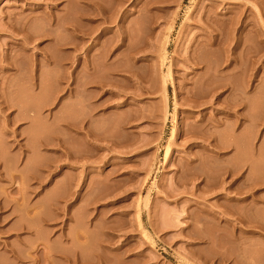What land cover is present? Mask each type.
Segmentation results:
<instances>
[{
	"label": "rangeland",
	"instance_id": "1",
	"mask_svg": "<svg viewBox=\"0 0 264 264\" xmlns=\"http://www.w3.org/2000/svg\"><path fill=\"white\" fill-rule=\"evenodd\" d=\"M79 1L0 0V264H96L97 262L99 264L100 262L101 264H264V227L259 228L264 226V0H98L99 2L94 0L96 4L101 2L102 6H106L105 8L109 7L108 11L103 8L107 13L101 16L107 18L109 14V18L114 17V21L99 17L100 14L97 18V15H94L97 22L101 20L99 18H102L101 21L105 19L111 22H102L101 26L97 27V31H94L91 37L95 36L96 41L99 37L100 41H92V44L90 39L84 44L79 37L83 33L72 31L75 28L71 27L72 24L78 22L82 25L81 21H85L79 19L84 9L82 7L80 10ZM81 3L84 2L81 0ZM213 5L218 6L217 11L211 9L214 8ZM102 6H97L100 8L99 11ZM209 9L216 11L219 18L210 15ZM205 10L209 11L206 14L213 20L215 17L216 20L220 19L219 23L224 20L222 22L226 27L229 26L228 29L233 28L236 31L235 33L231 29L234 37L237 31L242 34H240L241 44L238 51L232 50L235 39L232 41L231 36L229 38L231 40L225 39V43L231 41L233 43L231 42V47L226 43L229 46L227 50L224 44L222 47L224 50L221 48L223 53L220 52V47L213 46L214 49L218 47L219 51H215L217 55L218 52L224 55L223 57L219 55L222 60L228 58L227 62L225 60L224 65L222 64L224 68L230 66L227 67L229 72L226 68L224 72L225 75L228 73V85L224 88L223 99L227 96L230 105L231 100L235 102L234 98L239 93L238 88L242 90L240 92L242 94L239 93L240 95L237 96L238 100L242 98L240 100L242 102L237 100L238 103H242V106L238 104L241 108L227 106L228 104L224 103L228 108L233 106L231 109L235 112L230 108H224V112H220L217 104L212 105L213 109L211 104L199 108L182 104V101L185 102L184 97L187 92L192 90L193 80L196 79L194 77H197L195 82L199 83L201 76L199 72L202 70V73L205 72L204 66H208L204 64L207 61H203L202 56L199 61L197 59V56L204 54L202 48H205V52L211 49L210 47L206 50L202 45L201 48L199 47L200 36L210 31L209 26L208 29H204L205 26L199 24L200 20L204 24L206 22L201 19L202 16L205 19ZM80 11L81 15H79ZM220 11H223V15L219 16ZM124 19L127 22H124ZM212 19L209 24L217 23ZM232 19L238 20V22L235 20L237 26L232 27L235 21L227 24L231 23L229 20ZM12 21L16 27L12 25ZM87 23L88 26L92 24ZM75 25L80 27L79 24ZM120 25L123 26L122 28L127 27L124 28L125 32ZM226 27L223 26L225 31ZM228 29L227 31L231 33ZM116 30H118L117 34L122 35L114 34ZM230 33L224 35L227 34L228 38ZM109 34L116 37L114 40L110 38L113 43H108ZM26 35L31 36L30 41L25 39L29 37L24 38ZM117 36L120 39L123 37V41L117 40ZM103 37L105 39L108 37V40ZM195 37L198 40H195ZM206 38L203 36L201 39L206 41L208 40ZM193 39L198 41V44L192 45ZM102 41H107L108 49L111 44L110 47L113 48L111 50L118 52L108 54L111 50L105 49V45L101 44ZM119 42L126 43V47L122 46L124 43L118 47ZM72 43L76 44V47L72 46ZM114 43L115 46L112 45ZM191 45L195 48L199 47L200 51L198 49L196 51L198 50L200 55L198 51L194 52L195 48L192 50ZM190 47L193 51L191 55L188 53L191 51ZM125 48L127 51L122 54ZM225 50L229 51L227 52L229 55L224 53ZM119 52H122L121 55ZM210 52H208L209 56L215 53L210 55ZM235 52L237 55L233 54ZM115 53L119 54L115 55ZM93 54L95 56L92 58ZM106 54H108L107 58ZM205 54L204 59L209 57L207 53ZM85 55L87 60L88 57H91L89 60L91 59L92 62L94 59L96 62L94 66H97V71L95 70L94 73L91 69L89 76H86ZM215 56L216 54L214 58ZM187 58L204 62L201 64L203 67L198 63L195 65L191 60L192 66ZM210 58L212 60L214 58L212 56L208 58L212 62ZM235 62H239L237 66L239 70L234 67ZM230 63H233V70ZM71 64H73L71 68L66 66ZM211 64L213 65L210 63L209 67L212 66ZM122 65L124 68L127 67L124 70L129 72H126L127 77L124 76L126 75L123 74L124 71L119 73ZM116 67L119 68L118 71L115 70ZM83 68L86 69L85 74L82 72ZM67 69L74 73H67L69 71ZM107 71L111 73L110 76L104 74ZM192 72H195L196 76H191ZM234 72L238 74L235 75ZM90 74L99 78L101 82L104 80L100 79L103 74L105 78L107 75L108 81L116 77L115 79H120L119 84L116 81L114 83L109 81L113 88L108 86L110 85L108 81L103 82L105 83L103 88L88 84L87 92H84L81 83L85 77L94 79ZM188 74L190 80L187 79ZM64 80L73 86L71 87L69 83L64 86ZM190 84L191 87L188 89ZM200 84H196L197 88L194 86L193 89L198 90ZM166 85L169 86L168 92L164 91ZM233 85L238 87L237 90ZM231 86L236 90L235 94ZM65 89L69 91L65 92ZM110 89L112 92L109 91ZM201 89L204 91L203 88ZM71 90L78 93L75 91L73 93ZM68 93L72 94L71 97ZM108 93L109 96L116 94V96L112 95L114 100L112 96L109 99ZM67 95L70 99L76 95L72 101H69L72 103L71 113L67 112L70 110L67 109V105L66 111L64 110L65 104L69 103H67ZM88 96L89 98L92 96L93 100L85 98ZM106 98H108L107 102L102 100ZM108 100L113 102L107 104ZM90 101H92L91 108L94 103L98 104V101L104 102L101 103L102 105L105 103L107 105L102 107L100 104L95 108L96 110H91V113L95 114L92 115L87 106ZM83 106L84 108L81 109ZM85 110L91 118H95L94 120L87 118L85 125L90 124L95 134L106 132L107 135L103 133V136L100 134L97 138L98 136L93 135L92 131L91 135L96 138L91 140V135L82 131L84 123L82 125L79 119L84 115ZM191 110L195 112L192 113ZM226 110L231 111L229 115ZM236 111L241 112L242 116L239 117L241 119L235 118L236 115L239 116V112L234 115ZM66 112L71 117H66L68 121L74 122H72L73 127L71 122H65V118L62 120L67 115ZM86 113L85 116L90 117ZM220 113L224 116L219 115ZM218 115L222 116L218 119L222 124L217 123ZM190 116L195 119L194 123H190H197L195 127L199 129L204 123L208 124V118L213 117L209 122V125L215 124L209 126L211 130L214 127V131L215 126L217 128L220 126L217 130L223 131L222 139L223 142L226 140V145L236 143L239 138L238 150L236 144L228 147V150L226 148L222 153L217 152L212 143L215 141L214 138L210 139L212 141L207 140L211 144L206 143L204 137L202 138L203 135L200 137L206 142L199 140L198 135H201V131L195 130L198 135L197 132L192 131L195 127L193 124L189 126L191 124L187 119H192ZM233 117L238 120L236 124L234 123L237 129L236 126L233 127L232 123L235 122V119L232 120ZM205 119L206 122L203 121L202 124V120ZM77 121L83 127L79 126ZM198 121L201 126L198 125ZM186 124H189V128H193L191 131L195 133L196 140L191 136L192 132L187 134L188 139L187 135H183L186 132L184 133L182 128L187 126ZM77 126L82 129H77L79 128ZM188 126L185 129H188ZM64 127L66 132L72 130L71 134L76 132L77 134L73 135L74 137L66 134L70 138L65 140ZM176 129L175 134L178 136L174 135V138H177L173 141L172 137L170 140L172 130ZM233 129L240 135L236 137V141L233 140L236 136ZM81 131L85 132V135ZM111 132L116 133L118 137L116 135L115 139V135L113 136ZM214 134L216 135V131ZM80 135H83L84 139L90 136L87 139L90 142L83 140ZM218 135L216 138L220 139L222 136ZM61 138L66 141L65 146L62 145L64 140L62 141ZM58 141H61L59 144L63 147L76 150L73 152L76 155L67 158L70 153L68 154L64 148L62 150ZM89 144L97 147H90ZM53 145L58 147L56 146L55 149ZM166 146L167 149L170 146L169 150H172L168 157L165 155ZM80 148H92L91 150L95 152L93 154H96H92L90 157L92 160H86L82 156L83 160H80L82 166L78 161L79 153L89 151ZM59 149L62 150L63 155L66 154L65 158ZM72 149L69 148L68 152L72 153ZM211 150L214 151L212 155L215 153L214 155L219 156L217 158L223 157L222 160L225 158L223 160L225 163L216 164L212 159L215 157L211 155ZM192 152H202L203 154H198L200 158L208 152L205 153L207 158H202L204 166L211 155L209 161L213 168L211 173L213 172L214 175L215 171L217 173L221 170V166L217 170L219 165H225L224 170L226 168L228 172L223 175L224 181L220 176L224 170L218 172L219 185L223 182L224 188L216 186L219 181L218 176L211 174L212 179L208 176L209 167V173L206 171L207 177L212 181L214 179L213 182L211 181L214 186L210 184L207 186L210 188L212 185L210 189L207 188L206 191L202 189L204 186H202V178L205 181L203 184L208 180L205 174L204 176L199 174L202 175L201 177L198 175L199 170L203 169L202 160L199 161L200 158H197L198 164H202L197 166L196 154ZM59 156L63 157V161L62 158L59 161ZM66 158L67 160L72 158L69 161L77 158L74 160L80 164L77 165L75 161L76 165L72 161H65ZM186 159L194 162L186 163ZM53 162H57L58 166L62 167L59 168L57 163ZM52 164L56 165L57 169ZM186 164L196 166L189 169L192 172L197 171L194 175L200 177V182L196 180V176L192 177L194 172L186 174L190 171ZM207 165L210 166L209 162ZM49 168L52 171L55 168V173ZM215 180H217L216 184H214ZM250 180L262 184L256 185L257 187L252 186V190L249 188V193L246 189L248 182L251 183ZM237 185L245 186L243 188L245 192L241 190L240 193ZM251 192H254L255 196ZM69 194H71L70 198Z\"/></svg>",
	"mask_w": 264,
	"mask_h": 264
},
{
	"label": "bare ground",
	"instance_id": "2",
	"mask_svg": "<svg viewBox=\"0 0 264 264\" xmlns=\"http://www.w3.org/2000/svg\"><path fill=\"white\" fill-rule=\"evenodd\" d=\"M82 1H83L84 3H81V0L79 1V2H80V5H81L80 10H82V7H84V9L82 10V15H81V11L79 12V13H80L79 15L82 16V17L80 16L81 18H79V19H81V20L83 19V20H85V21H87V22H90V23H92V24H91L90 26H88L89 23H87V22H85V21H81V22H83V23H86V25L83 24V23H81L82 25H80V23L77 22V23H74V24H79V26H80V27L82 26V27H81V28H80V27H76V25L74 26V24H72L71 27H75V28H74V29L71 28V30L73 29V30H72L73 32H76V31H77V33H83V34H81L82 36H79V37H81L80 39L84 42V44H85V42L88 41L89 39H90L91 44H92V41H96V40H95V38H94V37H95L94 35H93L94 37H91V36H92L91 34H92L94 31H95V32L97 31V30H96L97 27H100L102 22H103V23H107V21L111 19V18H109V17H110L109 14H108L107 18H106V17H103V16H105V13H107V11H108L107 8H109V7L105 8L106 6H104V5L102 6L101 2H100V3H97V4H99V5H97L96 2H95L94 0H82ZM96 1L99 2L98 0H96ZM217 2H218V1H217ZM82 4H85V6L82 5ZM221 4L223 5V3H221ZM216 5H220V4H216ZM97 6H102V9H101L102 11L100 10L101 12H103L102 14H101L100 11L98 10V9H100V8L97 7ZM213 6H214V5H213ZM211 7H212V6H211ZM216 7L218 8V6H216ZM216 7L214 6V8H211V9H215V10L217 11V8H216ZM103 8L106 9L107 11L105 10V11H106V12H105V11L103 10ZM211 9H209L210 12L214 11V10L211 11ZM206 10H207V9H206ZM206 10H205V11H206ZM111 11H112V10H111ZM209 11H206V12L204 13V16H205V15L207 16V17L205 16V19H204V17H203L202 15H201L202 18L200 17L201 19H203L204 22H205V20H206V22H205V24H204V23H202V20H200V23H199V24H200V25L203 24V26H205L204 29L207 28V26H209L210 31H208V30H207L208 28H207V29H206V30L208 31L207 34L203 35L204 38H206L205 36L207 35L208 37H207L206 39H208V40L205 39L206 41H204V40L201 39V38H203V36H202V37L200 36V42L202 41V44H200V42H199V47L202 45V46H205V47H206V50H209L210 47H211V49H210L209 51L205 52V50H204L205 48H202V49H203L202 52H204V54L207 53V55H208V54H209L208 52L211 51V52H210V55H211L213 52H215V51H216V52L219 51V50H217L218 47H220V52H221L222 49H223L222 47H224V44L226 45V50H227V48H228L229 46L231 47L230 44L233 43V42H232V41H234L233 39H235V44H233L232 50L236 51L238 48H240V44H241V43H240V42H241V40H240V36H241L242 34L240 33V34H241V35H240V34L238 33V31H237V34H235V37H234L233 34H232V31L234 32L235 30H233V28H231V27H230V29H228L229 26L227 25V27H226V24H225L224 22H222V21H224V20H222V19H221L222 21H220V23H219L218 21H219L220 19H218L219 17L216 15V14H217L216 11H214V12H212V13H210ZM218 11H219V9H218ZM98 12H99V13H98ZM208 12H209L210 15H211V14H213L214 16L216 15V17H218V18H217L218 20H216V17L214 18V16H213V18H214V20H213V19L210 17V15L206 14V13H208ZM220 12H221V13H220ZM220 12H219V16H220V14H222L223 11H220ZM226 12H227V10H226ZM125 13H127V12H125ZM214 13H215V14H214ZM227 13H228V12H227ZM99 14H100V16H99ZM103 14H104V15H103ZM202 14H203V13H202ZM225 14H226V13H225ZM225 14H224V15H225ZM94 15H95V16L97 15L96 18L99 16V17H103V18L108 19V20L106 21L105 19H103V21H101L102 18H99V19H101V20H100L101 22L98 21V22H100V23H98L97 20L94 18ZM101 15H103V16H101ZM111 15L113 16V14H111ZM124 15H125V14H124ZM222 15H223V14H222ZM112 16H111V17H112ZM78 17H79V16H78ZM113 18H114V17H113ZM113 18L111 19V21L113 20ZM123 18H124V16H123ZM123 18H122V19H123ZM206 18H207V19H206ZM99 19H98V20H99ZM211 19H212V21L217 22L221 27H220L219 25H216L217 23H213V22H212V23H213L214 25H216V26H214L213 24H209V23H211V22H209V21H211ZM215 20H216V21H215ZM235 20L238 22L237 19H232V21L229 20V22H231V23H227V22H226V23H227V24H232V23H234ZM104 21H106V22H104ZM111 21H108V22H111ZM113 21H114V20H113ZM125 21H126V20L124 19V22H125ZM128 21H129V20H128ZM236 21H235V22H236ZM16 22H17V21H16ZM120 22H123V21H120ZM124 22H123V23H124ZM126 22H127V21H126ZM221 22H222V23H221ZM237 22H236V23H237ZM93 23H95V24H93ZM206 23L209 24V25H206ZM236 23L232 24V27H233V25H236V26H237L238 23H237V24H236ZM13 24H14V23H13V21H12V25H13ZM221 24H222V25L224 24L225 27H226L228 30H230V31H231V29H232L231 33L228 32L227 29H226V31H225V29L223 28L224 25L222 26ZM14 25H15V24H14ZM122 25H123V24H122ZM122 25H120V26H121L120 28H121L122 30H124V32H125V30L127 29V27H126L127 25L124 24V25H126V26L124 27V28H126V29L122 28V27L124 26V25H123V26H122ZM200 25H199V26H200ZM77 26H78V25H77ZM13 27H14V26H13ZM15 27H16V25H15ZM88 27H89L90 29H89ZM104 28H105V27H104ZM113 28H114V27H113ZM113 28H112V29H113ZM221 29H222L224 32H223ZM234 29H235V27H234ZM113 30L115 31V29H113ZM118 30H119V29H118ZM118 30H116V32H114V34L116 33V35H119V34H117V31H118ZM201 30H202V28H201ZM206 30H204V31H206ZM236 30H237V29H236ZM240 30H241V29H240ZM79 31H80V32H79ZM119 31H120V30H119ZM204 31H202V32H204ZM73 32H72V34H75V33H73ZM120 32H121V31H120ZM120 32H119V33H120ZM222 32H223V33H222ZM104 33H106L105 30H104ZM107 33H108V32H107ZM121 33H122V32H121ZM199 33H200V32H199ZM225 33H230V34L228 35V36H229L228 38H227V34L224 35ZM235 33H236V31H235ZM93 34H94V33H93ZM97 34L99 35V33H97ZM122 34H123V33H122ZM122 34H120V35H122ZM103 35H104V34H103ZM116 35H115V36H116ZM120 35H119V36H120ZM200 35H201V34H200ZM76 36H78V34H76ZM104 36H105V35H104ZM224 36H226V37H224ZM230 36H231V38H232V41H231L232 43H231L230 41H229L230 43L226 42V43H228V45H229V46H228V45L225 43V39L231 40V39H229ZM25 37H29V38H25ZM108 37H109V39H110V38H111V39L113 38V40L116 38V37L114 38V37H113L112 35H110V34H109ZM108 37H107V38H108ZM123 37H125V36L123 35ZM123 37H122V38H123ZM197 37H198V36H197ZM233 37H234V38H233ZM24 38L27 39V40L29 39L28 41H30L31 36H30V35H28V36L26 35V36H24ZM77 38H78V37H77ZM92 38H94V39L92 40ZM96 38H97V37H96ZM100 38H101V37H100ZM107 38L105 39V38L103 37V39H105V40H108ZM118 38H119V37L117 36V40H119L120 42L123 41L122 38H121V39H120V38L118 39ZM195 38H196V37H195ZM198 38H199V37H198ZM198 38H196L195 40H198ZM241 38H242V37H241ZM25 39H24V41H25ZM101 39H102V38H101ZM111 39L108 41V43H109V42H112ZM27 40H26V43H28ZM81 40H80V41H81ZM73 41H74V40H73ZM90 41H89L88 43H90ZM99 41H100V40H99V37H98V40H97L96 42H99ZM193 41H194V39H193ZM203 41H204V42H203ZM71 42H72V41H71ZM71 42H70V43H71ZM104 42H105V44H104ZM104 42L102 41L101 44L105 45V47H106V48L104 47L105 49H108V48H107L108 46H106V45H107V44H106L107 41H104ZM120 42H119V46H118V47H120L121 44L125 42V40H124V42H122L121 44H120ZM93 43H94V42H93ZM112 43H113V42H112ZM116 43H117V42H116ZM193 43H197V44H198V41H197V42H196V41L192 42V45H193ZM86 44H87V43H86ZM99 44H100V43H99ZM117 44H118V43H117ZM75 45H76V44H75ZM75 45L72 43V46L76 47ZM103 45H102V47H103ZM110 45H111V44H110ZM110 45H109V49H108V50H111V48H112V47H110ZM112 45L115 46V43L112 44ZM124 45H125V47H126V43H124L122 46L124 47ZM192 45H191V47H192ZM194 45H195V44H194ZM214 45H215V46H218V47L214 49V47H213ZM86 46H87V45H86ZM195 46H198V45H195ZM93 47H95V45H94ZM191 47H190V50H191ZM199 47H196V48H195V47H192V50L195 48V51H194V52H197L198 50L200 51V49H198ZM212 47H213V50H212ZM69 48H70V47H69ZM90 48H92V47H90ZM127 48H128V47H127ZM127 48H125L124 50H122L123 53H122V52H119L120 55H121V53H122V54H125L124 51H127V50H126ZM200 48H201V47H200ZM207 48H209V49H207ZM221 48H222V49H221ZM73 49H74V48H73ZM84 49H85V48H84ZM86 49H87V48H86ZM93 49H94V48H93ZM112 49H113V48H112ZM114 49H116V48H114ZM117 49H118V48H117ZM117 49H116V50H117ZM121 49H122V48H121ZM196 49H198V50L196 51ZM108 50H107V52H108ZM119 50H120V48H119ZM190 50H188V51H190ZM192 50H191V51H192ZM223 50H224V49H223ZM226 50H225L224 53L228 54L227 52H229V51L226 52ZM87 51H88V50H87ZM92 51H93V50H92ZM92 51H91V52H92ZM114 51H115V50H111V51H109L110 53H108V54H111V52L113 53ZM191 51H190V52H191ZM199 51H198V54H199ZM237 51H238V50H237ZM107 52H106V53H107ZM115 52H118V51H115ZM190 52H188L190 55L193 54V51H192L191 53H190ZM202 52H200V53H202ZM216 52L213 53V55H211V56L214 58V55L216 54V56H215L216 60H214L215 58H214L213 60L210 58V59L212 60V62L209 61V59H208L209 57H211V56H209V55H208L209 57H208V58H205V59H204V57H206V56H205L206 54H205V55H204V54H201V55L199 54L200 56H199V57L197 56L198 61H199V59L202 58V57H203V61H204V60H205V62L207 61L206 63L203 62L205 65H208L207 67L210 66V63H213L214 67H212V66H213L212 64H211L212 66L209 67V68H207V67L204 66L205 69H204V68H203V69H204L205 72H203V73H202L203 70L201 71V69H200L199 71H201V72H199V71L197 70V71L201 74L200 78H199V77H198V78H199L200 81L202 82L201 84H204L205 86H204V85H201V84H200V81H198L199 83H197V81L195 82V80L197 79V77H194V79L196 78L195 80H193V81H194V85H192V87H191V84H190V86L186 85V86L189 87V88H188V87H186V88L190 89V87H191L192 90H196V91H192V90H191V91H188V92H187L188 94L185 92L187 95H186V97H184L185 94L183 95V97H184V101H185V102L182 101V104H186V106H190V107H192V108H197V107H198V108H199V107H207V106L210 105V104H211V108H212V105H215V106H216V104H217V107L219 106V107H218V110H219L220 112H222V111L224 110V108H228L227 106H230V105H233L234 108H235V107H236V108H238V107L241 108L240 105H241L242 103L240 104V103L237 102V100H238V97H237V96L240 95V94H242V93H240V92H242V90H241L240 87L238 88L237 86H234V85H233V86L236 88V90H237V88L239 89V90H237V91H239V93H240V94L237 93L238 95L236 94V95H237V96H236L237 99L234 98L236 103L233 102V100H231L232 103H235V104H232L231 101H230V105H229V102H228L229 100H227V98H226L227 96H226V97L224 96V99H225V100H224L223 97H222L223 94H224V88L228 85V82H227V75H228V73H226V75L224 74V72H225V68L227 69V67H230V66H227V67L224 68V66H223V65H224L223 62H224L225 60H226V62H227L228 58H226V59L224 58V60H222V57H223L224 55L222 54V55H223V56H222V55L218 52V54L222 56V57L220 58V56L217 55ZM88 53H89V51H88ZM119 53H118V54H119ZM222 53H223V51H222ZM89 54H90V53H89ZM89 54H88V56H89ZM94 54H95V53H94ZM94 54H93L92 58L95 56ZM97 54H98V53H97ZM108 54H106V58H107ZM113 54H114V53H113ZM118 54L115 53V55H118ZM196 54H197V53H196ZM198 54H197V55H198ZM233 54H234V55H237L236 52L233 53ZM194 55H195V53H194ZM194 55H193V57H194ZM228 55H229V54H228ZM228 55H227V56H228ZM230 55H231V54H230ZM86 56H87V55H85V58H86L85 60H86V61H85L84 63H87V66H86L87 70H86L85 68H83L84 70H82V72L85 74V70H86V76H89L88 73L90 72L91 69H92V71H94V73H95V70L97 71V69H96L97 66H96V67L94 66V64L96 63V62H94V59H93V62H92L91 59L89 60V58H91V57H88V60H87V57H86ZM195 56H196V55H195ZM201 56H202V57H201ZM227 56L225 55V57H227ZM231 56H233V55H231ZM187 57H189V55H188ZM190 57H191V56H190ZM218 57H219V59H217ZM234 57H237V56H234ZM77 58H78L77 60H79V57H77ZM83 58H84V56H83ZM5 59L7 60L6 57H5ZM187 59L189 60V58H187ZM197 59H196V61H197ZM206 59H207V60H206ZM220 59H221V60H220ZM74 60H75V58H74ZM83 60H84V59H83ZM188 60H187V62H188ZM191 60L193 61V60H195V59H191V58H190V60H189V62H188V63H190L192 66H193V64H192L193 62H194V64H195V63H198V65H199V64H200V65L203 64L202 62H196V61L190 62ZM201 60H202V59H201ZM201 60H200V61H201ZM217 60H218V61H217ZM230 60H231V59H230ZM87 61H88V62H87ZM214 61H216V62L214 63ZM232 61H233V60H232ZM233 62H234V61H233ZM67 63L69 64V62H67ZM82 63H83V61H82ZM84 63H83V64H84ZM89 63H90V64H89ZM207 63H209V64H207ZM235 63H236V62H235ZM222 64H223V65H222ZM232 64H233V63H230L231 68H232V70H233V66H232ZM238 64H239V62L236 63V65H234V67H236L237 70H239V69H238L239 67H237V66H239ZM96 65H97V64H96ZM195 65H197V64H195ZM228 65H229V63H228ZM66 66H69V67L72 66V67H73V64H71V65H66ZM84 66H85V64H84ZM201 66H202V65H201ZM118 67H120V66H118ZM202 67H203V66H202ZM66 68H68V67H66ZM70 68H71V67H70ZM75 68H76V67H75ZM120 68H121V69L119 70V73H120V71L122 72V71H124V70L127 69V67L124 68L123 65H122ZM191 68H192V67H191ZM194 68H195V66H194ZM199 68H200V67H199ZM64 69H65V68H64ZM117 69H119V68L116 67L115 70H117ZM122 69H123V70H122ZM229 69H230V68H229ZM234 69H235V68H234ZM68 70H69V69H67V71H68ZM115 70H114V72H115ZM117 71H118V70H117ZM128 71H129V70H128ZM226 71L229 72L228 69H227ZM235 71H236V70H235ZM69 72L71 73L72 71L69 70L67 73H69ZM104 72H105V71H104ZM107 72H108V71H107ZM107 72L104 73V74H108V75L110 76L111 73H109V72L107 73ZM124 72H125V73H124ZM124 72H123V74H126L127 71H124ZM195 72H196V71H195ZM195 72H194V73H195ZM198 72H196V73H198ZM238 72L240 73V71H238ZM65 73H66V72H65ZM65 73H64V75H65ZM67 73H66V76L68 75ZM73 73H74V72H72V74H73ZM115 73H116V72H115ZM127 73H129V72H127ZM192 73H193V72H192ZM192 73H191V76L194 75V73H193V74H192ZM92 74H93V72H92ZM92 74H90V75L92 76ZM104 74L102 75V77L104 76ZM117 74H118V72H117ZM123 74H122V76H123ZM223 74H224V75H223ZM234 74L237 75L238 73L234 72ZM93 75H94V74H93ZM112 75H114V74H112ZM197 75H198V74H197ZM72 76H73V75H72ZM105 76H106V78H107V75H105ZM116 76H117V75H116ZM119 76H121V75H119ZM122 76H121V77H122ZM124 76L127 77V74L124 75ZM188 76H189V77H188ZM188 76H186V78L188 77L187 79L190 78V75H189V74H188ZM194 76H196V75H194ZM198 76H199V75H198ZM64 77H65V76H64ZM64 77H63V78H64ZM67 77H69V76H67ZM67 77H65V78H67ZM92 77H93V76H92ZM102 77H101L100 79H101V80L104 79L103 82L108 81V80H106L105 77H103V78H102ZM113 77H114V76H113ZM125 77H124V78H125ZM224 77H226V78H225V79H226L225 81L223 80ZM65 78H64V79H65ZM93 78H94V79L89 78V79H90V80H89V79H86V77H85L84 81L81 83V84L83 85V88H81V89H82V90L84 89V90H83L84 92H87L88 84H92V85L95 84V87H96V85H97V86H101V87H102V86H105V83L99 81V78H96V77H93ZM95 78H96V79H95ZM115 78H116V77H115ZM115 78H113L112 81H111V79H109V81H111V82H113V83H114V81H116V82L119 84L118 80H120V79H115ZM117 78H119V77H117ZM191 78H192V77H191ZM67 79H68V78H67ZM70 79H71V78H70ZM97 79H98V81H97ZM187 79H186V80H187ZM163 80H164V79H163ZM189 80H190V79H189ZM189 80H187V81H189ZM64 81H65V80H64ZM66 81H67V80H66ZM66 81L64 82V86H65L66 83H67ZM68 81H69V79H68ZM109 81H108V82H109ZM187 81H186V82H187ZM111 82H109L110 85H108L109 83H108L107 85L110 86V87L112 86V88H113V85H111ZM164 82H165V81H164ZM171 82H172V81H171ZM189 82H190V81H189ZM191 82H192V79H191ZM225 82H226L227 84H226ZM68 83H69V82H68ZM68 83H67V84H68ZM106 83H107V82H106ZM187 83H188V82H187ZM115 84H116V83H115ZM115 84H114V85H115ZM164 84H165V83H163V85H164ZM188 84H189V83H188ZM196 84H197V85L200 84V87H199L198 90H197V89H193L194 86H195V88H197V87H196ZM69 85H71V84L69 83ZM116 85H117V84H116ZM116 85H115V86H116ZM163 85H162V86H163ZM72 86H73V85H71V87H72ZM117 86H119V85H117ZM117 86H116V87H117ZM202 86H203V87H202ZM233 86H231L232 91L234 90ZM79 87H80V84H79ZM101 87H99V88L102 89L103 87H102V88H101ZM228 87H229V86H228ZM68 88H69V87H68ZM68 88H67V89H68ZM96 88H97V87H96ZM99 88H98V89H99ZM201 88H203L204 91H202ZM69 89H72V88H69ZM73 89H74V88H73ZM81 89H80V90H81ZM200 89H201V90H200ZM226 89H227V88H226ZM65 90H66V89H65ZM80 90H79V92L81 93ZM168 90H169V86H167V85L164 86V91H167V92H168ZM236 90H234L235 92L233 91L234 94L236 93ZM240 90H241V91H240ZM67 91H69V90H66L65 92H67ZM71 91H72V90H71ZM71 91H70V92H71ZM74 91H75V90H73L72 92L74 93ZM90 91H91V90H89V92H90ZM106 91L108 92V90H106ZM109 91L112 92L111 89H110ZM75 92L78 93V91H75ZM107 92H105V93H107ZM114 92H115V90H114ZM90 93H92V91H91ZM81 94H84V93H81ZM225 94H226V93H225ZM68 95L71 97L72 94L68 93ZM68 95L66 96V97H67V103H68L69 101H72L73 97H76V95H75V96H72V99H70V98L68 97ZM73 95H74V94H73ZM112 95H113V94H112ZM112 95L110 94V96H109V93H108V97H109V99H110V97H111ZM92 96H93V95H92ZM92 96H90V98H89V96H88V97H85V98H88L89 100H93V99H91ZM113 96H116V94L113 95ZM113 96H112V99H113ZM95 97H96V96H94V99H95ZM104 99H105V98H104ZM104 99H102V100L107 102V99H108V98H106V100H104ZM112 99H111V100H112ZM113 100H114V99H113ZM226 100H227V101H226ZM240 100H242L241 97L239 98L238 101H239V102H242V101H240ZM84 101H85V100H84ZM108 101H109V102H108L107 104H109V103L111 104V103L113 102V101L111 102L110 100H108ZM86 102H88V101H86ZM91 102H92V101H90V104H88V105H87V103H86V105L88 106V109L90 108V109H89L90 112H89V110L87 109V107H85L86 110H87L90 114L93 113V112L91 113V110L93 111V109L98 108V106H100V104L102 103V101H98V104H97V103H94L93 108H91V106H92ZM226 102H227V103H226ZM224 103H225L226 105H227V104H228V105L226 106ZM81 104H82V103H81ZM95 104H96V106H95ZM102 104H104V102H103ZM102 104H101L102 107H103V106L105 107V106L107 105L106 103H105V105H102ZM119 104H120V102H119ZM119 104H118V106H119ZM238 104H240V105H238ZM66 105H67V109H68V110H69L70 108H72V107H71V106H72V103L69 102L68 104H65V106H64V110H65V111H66ZM82 105H83V104H82ZM86 105H84V106H86ZM116 105H117V103H116ZM224 105H225V106H224ZM84 106L81 107V109L84 108ZM108 106H109V105H108ZM118 106H117V107H118ZM184 106H185V105H184ZM233 106H231V107L233 108ZM241 106H242V105H241ZM117 107H116V108H117ZM231 107H229V108L231 109ZM209 108H210V107H209ZM213 108H214V107H213ZM213 108H212V109H213ZM229 108H228V109H229ZM203 109H205V108H203ZM207 109H208V108H207ZM216 109H217V108H216ZM86 110H85V113L87 112ZM95 110H96V109H95ZM192 110H193V109H192ZM192 110H191L192 113L195 112V111H192ZM218 110H216V112H217ZM232 110L234 111V109H231V111H232ZM235 110H236V109H235ZM240 110H241V109H240ZM196 111H198V110H196ZM201 111H202V110H201ZM226 111H228V110H226ZM226 111H225V112H226ZM231 111H228V112H227L228 115L230 114L229 112H231ZM67 112H70V113H71V109H70L69 111H67ZM67 112H66L67 115H65V116L63 117V119H62V120H64V118H65V122L68 121V119H67L66 117L71 118V117L69 116L70 114L67 113ZM189 112H190V110H189ZM223 112H224V111H223ZM234 112H235V111H234ZM236 112H237V111H236ZM238 112H239V116L236 115V114H238ZM238 112H237V113H234V115H236L235 118H237V119H241V118H239V117L242 116V114H241L240 111H238ZM85 113H83L84 115H81V116H82V117L80 118L81 120L79 119V121H82V122H80L82 125H83V123L87 120V118H89V119H93V120L95 119V118H91V116L89 115V113H86V115L88 114L90 117L85 116ZM207 113H208V112H207ZM93 114H94V113H93ZM93 114H92V115H93ZM115 114H116V113H115ZM115 114H114V115H115ZM202 114H204V112H202ZM209 114H210V113H209ZM231 114H232V113H231ZM240 114H241V115H240ZM94 115H95V114H94ZM116 115H118V114H116ZM174 115H175V113H174ZM191 115H192V114H191ZM193 115H195V113H194ZM219 115L224 116V115L221 114V113H220ZM219 115H218V116H219ZM226 115H227V114H226ZM232 115H233V114H232ZM83 116H85V117L83 118ZM110 116H112V115L110 114ZM121 116H122V114H120L119 117H121ZM222 116H221V117H222ZM205 117H206V116H205ZM207 117H208V116H207ZM221 117L219 116V118H218V117L216 116V120H217V123H218V124H222V121H221V120H218V119H220ZM231 117H232V116H231ZM82 118H83V120H82ZM103 118L106 119L105 117H103ZM175 118H176V115H175ZM187 118H188V117H187ZM190 118H192V117L190 116ZM210 118H211V117H210ZM212 118H213V117H212ZM212 118H211V119L208 118V120H209V121L207 120V123H208V124H205V123H204L205 126H204V124H203V121L206 122V119H205V120H202V124H203V126H201L200 122L198 121V122H199L198 125L200 124L199 126H201V128H202V129L200 128L201 130H200L198 127H197V128L195 127V125H197L196 122H195L196 124H193V123H194L193 120H195V119H193V118H192V119H189V118H188V119H187V120H188V123L193 122L192 124L194 125L195 128H194V129L192 128V129H193V130H192L191 128H189V126L191 127L192 124H191V123H190L191 125L186 124L187 126L189 125V126H188V129H187V128L185 129V127H187V126H185V125H184L185 127L183 126L184 128H182V130L184 129V133H185V132H186V133L183 134V133H182V130H181V134H183V135L185 136V135H187V134L189 135V133H191L192 131H194V132L196 133V132L199 130V132L201 131V132H200L201 135H198V134H199L198 132L196 133V135L199 136V140H202V138L204 137V138H203L204 140H206V141H207V140L212 141L213 138H214L215 141H214V142L212 141V143H213V147L215 148V150H216L217 152H221V153H222L224 150H226V148H227V150H228V149H229L228 147H231V145H233V146L235 145V146H236V144H238V146H236V149H237V148L239 147V143H238V142H240V139L238 138V136L240 137V135H238V133H237L238 131H235V130L233 129L234 132H236V133H235L236 136L233 137V140L236 141L235 139H236V137H237V138L239 139V141H238V139H237L238 142H237V141H236V143H235V142H232L233 144H231V145H229V144L227 143L228 145H226V143H225L226 140L223 142L224 139H222V138H223V136H222V132H223V131L220 132L219 130H217L220 126H219L218 128H217V126H215V127H216V130H214V131H213V128H214V127L212 128V130H211V128L209 127L210 125H212V124L209 125V122H210V120H212ZM225 118H226V116H225ZM225 118H224V120H225ZM235 118L233 117L232 120H234ZM66 119H67V120H66ZM89 119H88V120H89ZM197 119H198V118H197ZM197 119H196V121H197ZM226 119H227V118H226ZM242 119H243V117H242ZM69 120H70V119H69ZM71 120H72V119H71ZM101 120H102V119H101ZM190 120H191V121H190ZM199 120H200V119H199ZM79 121H77V123H79ZM89 121H90V120H89ZM91 121H92V120H91ZM91 121H90V122H91ZM213 121H214V120H213ZM236 121H238V120L235 119V122L232 123V124H233V127L236 126V125H234V123H235V124L237 123ZM63 122H64V121H63ZM65 122H64V123H65ZM68 122H71V121H68ZM72 122H73V121H72ZM72 122H71V126L74 125V124H72ZM75 122H76V121H75ZM86 122H87V121H86ZM122 122H123V121H122ZM185 122H186V119H185ZM224 122L226 123V120H225ZM224 122H223V123H224ZM66 123H67V122H66ZM73 123H74V122H73ZM80 123H79V126L81 125ZM126 123H127V122H126ZM126 123H125V124H126ZM212 123H213V122H212ZM214 123H216V121H214ZM240 123H241V122H240ZM75 124H76V123H75ZM123 124H124V122L122 123V125H123ZM181 124H182V123H181ZM218 124H217V125H218ZM68 125H69V124H68ZM82 125H81V127H83ZM87 125H88V126H87ZM87 125H85V123H84V130H82V131H85V132H87L88 135H91V133H92V131H93V128L89 126L90 124L87 123ZM182 125H183V124H182ZM213 125H215V124H213ZM213 125H212V126H213ZM224 125H225V124H224ZM240 125H241V124H240ZM64 126H65V124H64ZM69 126H70V125H69ZM79 126H77V127H79ZM221 126H222V125H221ZM72 127H73V126H72ZM74 127H76V126H74ZM88 127H89V128H88ZM67 128H68V127H67ZM174 128H176V127H174ZM179 128H180V127H179ZM238 128H240V127H238ZM70 129H71V128H70ZM72 129H74V128H72ZM75 129H76V128H75ZM77 129H82V128L79 127V128H77ZM86 129H87V130H86ZM89 129H90L91 131H90ZM209 129H210V130H209ZM235 129H237V126H236ZM65 130H66V127H64V135H65V136H66V134H67V136H68V134L70 135V134H71L70 131L72 132V130H69V133H68V130H67V132H66ZM191 130H192V131H191ZM195 130H197V131H195ZM233 130H232V131H233ZM82 131H81V133H83V135H85V132H82ZM176 131H177V129H176V130H172V134H171V136L169 137V139L172 138V137H173L172 140L177 138V137L174 138V135H175V136H176V135L178 136V134H175ZM189 131H190V132H189ZM211 131H212V132H211ZM215 131H216V135L214 134ZM218 131H219V132H218ZM73 132H76V131H73ZM90 132H91V133H90ZM187 132H188V133H187ZM194 132L191 133V136H193V138L196 137V136L194 137V134H195ZM210 132H211V133H210ZM234 132H232L233 135H234ZM78 133H79V132H78ZM81 133H80V134H81ZM97 133H98V134H97ZM103 133L106 134V132H103ZM103 133H102V132H96V134H95V132L93 131V135H95V136L97 135V136H98L97 138H99L100 134H102V136H103V135H104ZM111 133H112V132H111ZM111 133H110V134H111ZM176 133H177V132H176ZM217 133H218L219 135H218ZM75 134H77V132L74 133V134H71V136L74 137L73 135H75ZM107 134H108V133H107ZM107 134H106V135H107ZM110 134H109V135H110ZM213 134L215 135V137H214ZM220 134H221V135H220ZM83 135H80V136L82 137ZM88 135H87V136H88ZM106 135H105V137H107ZM112 135H113V136L115 135V139L118 137V135H117L116 133H115V134L112 133ZM116 135H117V137H116ZM188 135L186 136L187 139H188ZM202 135H203V136H202ZM212 135H213V136H212ZM217 135H218L219 137L222 136V137L220 138V139H222V140L216 138ZM65 136H64V137H65ZM67 136H66L65 138H64V137H63V138H64L65 140H67V138L69 139L70 137H67ZM76 136H77V135H76ZM78 136H79V135H78ZM110 136H111V135H110ZM191 136H190V138H191ZM198 136H197V138H198ZM200 136H202V138H201ZM72 137H71V138H72ZM111 137H112V136H111ZM82 138H83V140L87 141V139H89L90 136H89V138H87V139H84L85 137H82ZM92 138H94V137L91 135V140H92ZM95 138H96V137H95ZM95 138H94V139H95ZM103 138H104V137H103ZM109 138H110V137H108V139H109ZM113 138H114V137H113ZM193 138H191V139L194 140ZM200 138H201V139H200ZM61 139H62V138H61ZM61 139H60V140H61ZM64 139H62V141H63ZM106 139H107V138H106ZM191 139H189V140H191ZM210 139H212V140H210ZM65 140L63 141L64 144H62V145H64V146L66 145V144H65V143H66ZM98 140H99V139H98ZM109 140H111V139H109ZM113 140H114V139H113ZM113 140H112V142H113ZM170 140H171V139H170ZM195 140H196V138H195ZM195 140H194V141H195ZM204 140H202V142H203ZM96 141H97V139H96ZM115 141H116V140H115ZM173 141H174V140H173ZM206 141H204V142H206ZM209 141H207L206 143H210ZM60 142H61V141H60ZM60 142L58 141V144H59ZM63 142H62V143H63ZM87 142L89 143L90 141H87ZM87 142H86V143H87ZM195 142H197V141H195ZM168 143H169V141H168ZM234 143H235V144H234ZM170 144H173V143L170 142ZM200 144H201V143H200ZM210 144H211V143H210ZM59 145H61V144H59ZM62 145H61V146H62ZM167 145H168V144H167ZM203 145H204V144H203ZM203 145H202V146H203ZM207 145H209V144H207ZM207 145H206V146H207ZM56 146L58 147V145H55V146L53 145V147H54L55 149L57 148ZM61 146H60V148H61ZM89 146H90V147H91V146H93V147H97V146H95V145H93V144H91V145L89 144ZM210 146H211V145H210ZM233 146H232V147H233ZM63 148H64L65 150H67V153H68V154L70 153L69 155L67 154V155H68L67 158H68V157H72L73 155H76V153H73V152H76V150H73L71 147L66 148V147H63V146H62V150H63ZM69 148L72 149V153H73V154H72L71 152H68V151H70ZM205 148H206V147H205ZM207 148H210V147L207 146ZM55 149H54V150H55ZM80 149H83V148H80ZM91 149H92V148H90V149H89V148H88V149H83V150H87V151H89V152H86V151H85V153H82V154L79 153L80 150L78 149L79 152L77 151V155H78V153H79V154H80V158H81L82 156H84V157L86 158V160H87V159L90 160V159H91L90 157L92 156V154L95 153L94 150H91ZM94 149L96 150V148H94ZM166 149H167V146H166ZM169 149H171L170 146H169L168 149L165 151V153H166L165 155H166L167 157H168L169 153L172 152V150L170 151ZM59 150H60V149H59ZM62 150H60V152H61ZM65 150H64V151H65ZM201 150H202V148H201ZM201 150H200V151H201ZM203 150H205V149L203 148ZM213 150H214V149H213ZM213 150H211V155H212V153L214 152ZM237 150H238V149H237ZM52 151H53V150H52ZM90 151H91V152H90ZM206 151H207V150H206ZM208 151H209V149H208ZM212 151H213V152H212ZM216 151H215V152H216ZM54 152H55V151H54ZM57 152H58V151H57ZM203 152H204V151H203ZM64 153H65V152H64ZM192 153H193V152H192ZM199 153H200V152H198V153H197V152H196V153L194 152V153H193V154H196V155H195V156H196V157H195L196 159H197V158H200V157L198 156ZM205 153H206V152H205ZM205 153H204V156H202V158H203V157H204V158H207L206 154H207L208 152H207L206 154H205ZM221 153H220V154H221ZM61 154H62V152H61ZM61 154H60V155H61ZM190 154H191V153H190ZM193 154H191V155H193ZM200 154H203V153L201 152ZM209 154H210V152H209ZM209 154H208V156H209ZM214 154H215V153H214ZM214 154H213V155H214ZM216 154H217V153H216ZM225 154H226V153H225ZM62 155H63V154H62ZM65 155H66V154H65ZM65 155H63L64 158L66 157ZM93 155H96V154H93ZM191 155H190V156H191ZM211 155H210L209 159H207L208 161H207V160L205 161V163H206V162H207V163L209 162V165H210V161H209V160H210V158H212ZM213 155H212V156H213ZM166 156H165V159H166ZM169 156H170V155H169ZM193 156H194V155H193ZM193 156H192V157H193ZM197 156H198V157H197ZM220 156L222 157V155H220ZM63 157L59 156V161L61 160V158H62L61 161H63ZM74 157H75V156H74ZM78 157H79V156H77V158H78ZM214 157H215V159H214V158H212V159L216 161V164H219V163H220V164L225 163V161H223L225 158L222 160V158H223V157H222V158H220V159H221V160H220L219 158H217V157H219L218 155H214ZM224 157H225V156H224ZM67 158L64 159V160H65V161H68V162L72 161V160L69 161V159H72V158H69L68 160H67ZM77 158H73L72 163H73L75 160H77ZM80 158L78 159L79 162H80V160H83V158H81V159H80ZM202 158H200V160L197 159V162H196V163H197V164H196L197 166L199 165V164H198V163H199L198 160H199V161L202 160L201 163L203 164L204 161H203ZM74 159H75V160H74ZM216 159H218V161H217ZM91 160H92V159H91ZM191 160H192V159H191ZM204 160H205V159H204ZM213 160H211V161H213ZM219 160H220V161H219ZM187 161H190V160L186 159V163H187ZM195 161H196V160H195ZM75 162H76V161H75ZM75 162H74V164H75ZM79 162H76L77 165L81 163V166H82V165H83L82 162H80V163H79ZM89 162H90V161H89ZM91 162H92V161H91ZM190 162H194V161H190ZM190 162H188V163H190ZM217 162H218V163H217ZM221 162H222V163H221ZM53 163L55 164V163H57V162H53ZM72 163H71V164H72ZM201 163H200V165L202 166ZM207 163H206V165H205L206 168H205L204 164H203V166H202L203 169L205 168V172H204L203 169H202V170H199V172H198V175H199V174H203V176H204V174H205L206 179L209 181V182L206 181V184H203L205 181H204L203 178H202V182H203V183H202V186H203V185H204V186L206 185V187H205L206 189L204 188V186H203V188H202L204 191L208 190L207 188H209V187H207V186H210V184L213 185V183H211V181H212V180H211V179H212L211 177H212V175H214V174H212L213 172L211 173V168H212L211 165L208 166ZM71 164H70V165H71ZM192 164H193V163H192ZM192 164H191V165H192ZM52 165H53V164H52ZM75 165H76V164H75ZM186 165H187V164H186ZM194 165H195V163H194ZM194 165H193V166H189V164H188V165H187V166H189L188 169L191 168V167H196V166H194ZM200 165H199V166H200ZM53 166L55 167L56 165H53ZM57 166H58V163H57ZM57 166L55 167L56 169H57ZM84 166H85V165H84ZM187 166H186V168H187ZM207 166H208V167H207ZM220 166H221V170H222V169L224 170V166H225L224 164H223V165H219V168H218L217 170L220 169ZM51 167H52V166H51ZM58 167L60 168V167H62V166H58ZM209 167H210V171H209L210 173L208 172ZM217 167H218V165L216 166V168H217ZM55 168L53 169V171H52V169H50V168H49V169H50L52 172L55 173V170H56ZM186 168H185V169H186ZM199 168L201 169V167H199ZM188 169H187V170H188ZM206 169H207V170H206ZM50 170H49V171H50ZM187 170H182V171L186 172ZM189 170H190V171L186 172V174H188V175L192 172L191 169H189ZM212 170H213V168H212ZM221 170H220V171H221ZM223 170H222V171H223ZM195 171H196V170H195ZM195 171H193L194 173L192 172L193 174L191 173V174H192V177H193V176H196V180L199 181V178H200L202 175H199L200 177H199L198 175H194V174H197V171H196V172H195ZM200 171H201V172H200ZM206 171L210 174V175L208 174V176H209L211 179H210V178L208 179V177H207V172H206ZM220 171H217V173H216V171L214 172V173H215L214 176H218V177H217L218 180H219V175H220V174H218V172H220ZM222 171H221V172H222ZM226 171H227V170H226V168H225L224 172H222L223 174L221 173V175H220V176H221V179L223 178V179H222L223 181H224V179H225L223 175H225L224 173H225ZM202 172H203V173H202ZM227 172H228V171H227ZM227 172H226V173H227ZM49 174H50V173H49ZM52 174H53V173H52ZM211 174H212V175H211ZM216 174H218V175H216ZM197 176H198V179H197ZM237 176H238V173H237ZM52 178H53V177H52ZM80 178H81V177H80ZM193 178H194V177H193ZM204 178H205V177H204ZM217 178L215 177V179H217ZM206 179H205V180H206ZM80 180H81V179H80ZM196 180H195V181H196ZM222 180H221V182H222ZM71 181H72V180H71ZM200 181H201V180H200ZM200 181H199V182H200ZM213 181H214V179H213ZM213 181H212V182H213ZM216 181H217V180H215V183H214V184H216ZM250 181H251V183L248 182V185H247L248 188L246 189V192L249 191V193H250V190H252V189H251L252 186H253V187H257V186H259V185L262 184V183L259 184V182L256 183V182H257L256 180H255V181H254V180H250ZM252 181H253L254 183H253ZM80 182H82V181H80ZM69 183H70V182H69ZM78 183H79V182H77V186H78ZM197 183H198V182H197ZM197 183H196V184H197ZM207 183H209V184H207ZM219 183H220V180L218 181V183L216 184V186H218ZM222 183H223V182H222ZM222 183H221L219 186L224 188V184H222ZM236 183H237V182H236ZM249 183H250L251 185H250ZM255 183H256V184H255ZM263 183H264V182H263ZM194 184H195V183H194ZM199 184L201 185V183H199ZM258 184H259V185H258ZM68 185H69V184H68ZM70 185H71V184H70ZM80 185H81V184H80ZM197 185H198V184H197ZM212 185H211V187H212ZM221 185H222V186H221ZM238 185H239V184H238ZM238 185H237V189H238V187H239V191H240V193H242L241 190H243V188H244L245 186H244V187H240V186H238ZM245 185H246V184H245ZM249 185H250V186H249ZM256 185H257V186H256ZM77 186H76V187H77ZM82 186H83V185H82ZM213 186H214V185H213ZM241 186H242V185H241ZM247 186H246V187H247ZM69 187L71 188L72 186H69ZM78 187H79V186H78ZM80 187H81V186H80ZM80 187H79V188H80ZM211 187H210V188H211ZM210 188H209V189H210ZM223 188H222V189H223ZM240 188H241V189H240ZM249 188H250V190H248ZM253 189H254V188H253ZM80 190H81V189H80ZM220 190H221V189H220ZM71 191H72V190H71ZM243 191H244V190H243ZM77 192H78V191H77ZM244 192H245V191H244ZM251 193H252V195L255 196V194H253L254 192H251ZM69 195H70V196H68V197L70 198V197H71V194H69ZM253 198H254V197H253ZM263 225H264V224H263ZM260 226H262V225L260 224ZM263 227H264V226L259 227V228H262V229H263ZM97 263L99 264V262H97ZM97 263H96V264H97ZM100 264H101V262H100Z\"/></svg>",
	"mask_w": 264,
	"mask_h": 264
}]
</instances>
